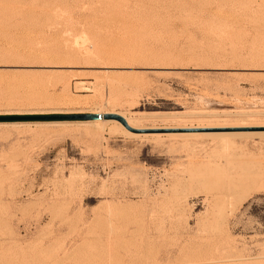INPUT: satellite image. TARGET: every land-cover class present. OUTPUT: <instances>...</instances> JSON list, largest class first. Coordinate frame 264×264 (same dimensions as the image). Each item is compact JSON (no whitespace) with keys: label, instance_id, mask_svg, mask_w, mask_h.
<instances>
[{"label":"rangeland","instance_id":"374dc122","mask_svg":"<svg viewBox=\"0 0 264 264\" xmlns=\"http://www.w3.org/2000/svg\"><path fill=\"white\" fill-rule=\"evenodd\" d=\"M94 110L0 122V264H264V0H0V115Z\"/></svg>","mask_w":264,"mask_h":264},{"label":"water","instance_id":"95a60500","mask_svg":"<svg viewBox=\"0 0 264 264\" xmlns=\"http://www.w3.org/2000/svg\"><path fill=\"white\" fill-rule=\"evenodd\" d=\"M98 113H76V114H10L0 115V122H26V121H68V120H90L100 118ZM111 117V114H104Z\"/></svg>","mask_w":264,"mask_h":264},{"label":"bare ground","instance_id":"6f19581e","mask_svg":"<svg viewBox=\"0 0 264 264\" xmlns=\"http://www.w3.org/2000/svg\"><path fill=\"white\" fill-rule=\"evenodd\" d=\"M125 9H126V7H125ZM175 9H176V8H175ZM136 11H137V10H136ZM132 12H133V11H132ZM144 12H145V11H144ZM158 18H159V17H158ZM107 30H108V29H107ZM112 30H113V28H112ZM72 47H73V46H72ZM99 55H100V54H99ZM98 60H99V59H98ZM29 62H30V61H29ZM32 63H33V62H32ZM91 113H97V111L94 110V111L91 112ZM104 114H106V113L104 112ZM90 120H93V119H90ZM104 120H105V118H103V117L101 116V118H96L95 120L90 121V123L93 124V125H98V124H101V123L104 124V123H105ZM106 120H107V119H106ZM103 122H104V123H103ZM16 124H17V123H16ZM86 124H87V123H86ZM102 124H101V125H102ZM5 125H6V124H5ZM5 125H4V126H5ZM15 126H16V125H15ZM17 126L20 127V125H17ZM25 126H26V125H25ZM21 127H22V126H21ZM117 212H118V211H117ZM124 214H125V213H124ZM116 237H117V236H116ZM114 238H115V237H114ZM114 238H113V240H114ZM120 238H122V237H119V239H120ZM117 239H118V238H116V242H115V240H114L115 244H117V242L119 243V242L121 241V240L118 241ZM123 240H124V239H123ZM146 241H147V240H146ZM124 242H125V241H124ZM121 243H122V242H121ZM115 244H114V245H115ZM119 244H120V243H119ZM129 244H130V243H129ZM133 244H134V243H133ZM124 245H125V243L123 244V246H124ZM116 246L118 247V244H117ZM129 246L131 247V244H130ZM130 247H129V248H130ZM125 248H126V247H125ZM136 248H137V247H136ZM115 249H116V248H115ZM118 249H119V248H118ZM121 249H122V248H121ZM126 249H128V248H126ZM116 250H117V249H116ZM138 250H139V249H138ZM124 251H125V250H124ZM128 252H129V254L132 253L131 250L128 251ZM117 253H118V252H117ZM117 253H115V254H117ZM118 254L121 255V253H118ZM127 254H128V253H127ZM140 254H141V253H140ZM120 255H119V256H120ZM130 255H131V254H130ZM112 256H113V255H112ZM119 256H118V258H119ZM135 256H136V255H135ZM122 257H123V256H121V258H122ZM119 260H120V258H119ZM117 261H118V260H117ZM154 261H155V259H154ZM154 261H153V262H154ZM115 262H116V261H115ZM119 262L122 263V260L119 261ZM156 262H157V261H155V263H156ZM158 263L160 264V262H157V264H158ZM113 264H114V263H113ZM119 264H120V263H119ZM122 264H123V263H122ZM134 264H135V263H134ZM153 264H154V263H153Z\"/></svg>","mask_w":264,"mask_h":264}]
</instances>
